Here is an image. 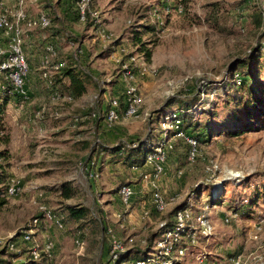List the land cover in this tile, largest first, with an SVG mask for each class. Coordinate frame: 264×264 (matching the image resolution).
I'll use <instances>...</instances> for the list:
<instances>
[{"label":"rangeland","instance_id":"1","mask_svg":"<svg viewBox=\"0 0 264 264\" xmlns=\"http://www.w3.org/2000/svg\"><path fill=\"white\" fill-rule=\"evenodd\" d=\"M51 1L55 11L51 10L49 15L58 28L62 24L56 6L60 0ZM41 2L45 10L47 1ZM74 2L77 4L78 0ZM88 2L91 11L98 13L99 22H90L84 27L69 25L78 33L73 37H78L83 45L82 53L68 59L74 49L64 47V42L59 44L66 66L76 69L87 92L77 97L73 90L66 92L67 86H64L52 90L49 87V92L42 93L46 90L43 86L37 93L43 101L46 96L50 110L59 114L83 115L93 110L101 116L107 102L117 97V93H123L127 86L135 87L141 99L139 117H121L113 124L110 129H120L102 140L106 146L101 151L133 142L137 143L136 147L142 144L155 147L160 142L163 150L168 143V148L173 145V150L167 157L165 170L153 180L144 179V175L150 174V167L139 173L132 171L119 156H108L112 169L102 170L99 180H91L86 170L87 163L92 161L86 159L90 152L79 154L73 143L78 133L70 128V122L64 137L60 136L55 143H50L49 134L35 127L33 135L26 138L27 147L33 151L19 148L16 151L13 115L23 113L26 103L9 106L3 132V137L4 134L10 137L8 146L1 143L0 137V151H8L9 164L1 160L0 164L8 177L19 183L20 191L0 201L3 203L0 204V237H19L31 225L37 207L43 205L56 217L40 221L32 242L26 246L40 249L51 244L48 264H116L115 259L111 261L110 242L127 243L130 238L134 239V246H125L126 251L132 248L131 259H153L159 264L162 257L155 232L160 224L171 222L172 211L178 208L187 209L196 218L204 215L212 225V232L204 238L198 228L193 231L194 242H187L181 258L174 259L175 264H264V0H190L185 4L167 0ZM141 27L143 34L139 40L144 44L135 46L133 35ZM58 31L63 33L62 29ZM36 45L27 50L31 56L37 49L43 52L36 75L47 84V78H58L63 71L54 74V70L44 65L43 43L36 42ZM53 45L57 44L53 42ZM260 47L263 53L256 62L249 52ZM120 49H124V56L119 55ZM144 50L149 51V56ZM129 56L134 59L135 72L134 79L127 81L121 66L129 67L130 63L124 62ZM118 58L122 64L114 61ZM33 62H39L35 56ZM254 63H257L256 70ZM246 64L251 66L249 70ZM42 71L51 75L45 77ZM61 94L73 95L72 104L62 101ZM255 99L257 104L251 103ZM185 111L192 115L183 128L201 139L198 157L192 162L188 161L184 140L178 139L184 137L178 133L177 138L173 137L170 131L173 130L169 123L171 114L183 115ZM60 121L65 122V118L56 122ZM208 127L213 128V137L205 140L202 134ZM39 165L45 166L43 170L34 168ZM163 177L165 182H171L172 188L157 186L156 182ZM141 182L151 186L152 193L159 191L166 200L168 205L163 214L152 210L151 201L148 207L138 211L148 198L144 196H151L150 191L143 190L138 197L134 192L128 207L119 203L118 187L136 186ZM97 183L99 191L92 192ZM65 191L70 197H65ZM210 197L219 202L213 204ZM69 207L86 208L88 215L81 221H73L67 213ZM196 218L191 221V227ZM146 237L149 247L143 251L140 248L145 247ZM26 249L19 241L16 256L2 254V250L0 255L13 261L24 256L26 261Z\"/></svg>","mask_w":264,"mask_h":264},{"label":"trees","instance_id":"2","mask_svg":"<svg viewBox=\"0 0 264 264\" xmlns=\"http://www.w3.org/2000/svg\"><path fill=\"white\" fill-rule=\"evenodd\" d=\"M167 1H174V2L179 3V4H181V3L185 4V3L189 2L190 0H167ZM88 9L91 10V8L89 7V2H88ZM4 11H5V9L3 7V1L0 0V16L4 13ZM44 13H46V15L49 17V20H50V26L47 29H45L44 31L50 32V36L51 37L57 38L56 39L57 42L54 41V43L58 45V46L57 45L55 46V48L57 49L58 53H57L56 59L54 60V64L58 63V62H62L64 64L62 68H60V69L56 70L55 72H53L54 74H57V73H60L61 71H63L62 75H59L58 78H54V79L52 77L47 78V80H46L47 81V85H48V87H51V90L55 89L56 87L62 88L64 86H67V87H64L66 92L68 90H73L75 96H77V97L79 95L81 96L83 93L87 92L86 91V86H84L83 83L80 81V79H79L80 77H79L78 73H76V71H75L76 69L68 68L66 66L67 65V61H66L65 56H63V54H62L63 50H62L61 47H59V44L61 46L63 44V42H64V45H65L64 47H68V48H71V49L73 48L74 49L73 54L70 55V57L68 59L79 57V54L82 53L83 45L78 42V39H77L78 37H73V36L67 37L66 35H63V33L59 32L58 29L59 30H61V29L59 27L58 28L55 27V21H53L51 19L49 13H47V12H44ZM27 16L29 17L28 14H27ZM77 20H79L78 19V8H77ZM90 22H94V21L91 20L89 14H87L86 15V21L84 23H80V24L83 25L82 27H84ZM138 29L139 30L136 31L138 33H134V35H133L132 42L134 43L135 46L136 45L143 46L144 43H142L140 41L141 40L140 38H141V36L143 34V31H142L143 29H142V27L138 28ZM26 33H28V32H26ZM26 33H24V35H23V45L22 46H23V52H24V55H25V58H26V61H27V56H26V53H25V50H24V38H25ZM0 36L2 37L3 44H6L7 38L3 37L2 31H0ZM51 44H53V42ZM260 49H261V47L257 48L253 52L252 51L249 52V55L253 54V57L255 58L256 62H257V59H259L260 55L263 53V52L260 51ZM124 52H125L124 49H120L119 50V55L120 56H124V54H122ZM144 52H145V54L147 56H149L148 55V52H149L148 50H144ZM43 57H45V46H44V55H43ZM131 58H132V56L127 57L124 62L125 63L129 62ZM27 64H28V62H27ZM132 64L133 63L129 64V68H131V70L134 73L135 70L133 69V65ZM245 66L248 68L247 70H249V68H251V66H249L247 64ZM254 69L255 70L257 69V63H254ZM45 72L47 73V71H42V73H45ZM235 72H237V70H235ZM47 75H51V73L48 72ZM25 84H26V80H25ZM2 85L4 86L3 89H1ZM240 85H241V83H240ZM24 89H25V85H24ZM25 92H26V90H25ZM253 92H254V88H253ZM117 94H118L117 97H114L109 102H107V106H106V108H104V112L102 113L101 116L97 115L98 113L94 112L93 110L92 111H88V113L85 112L83 115H76L73 118V120H72L74 125L75 124L76 125L80 124L81 122L84 123L86 121H92V122H96V123L100 122L107 129H110V127H112L113 124L117 123L121 117H125V113H126V109H127V105H128V97L126 95V88L123 91V93H121L122 95L121 94L119 95V93H117ZM250 94H252V89H250ZM67 95L70 96V97L73 96V95H70V94H67ZM61 96H63V95L61 94ZM26 97H27V99L25 100L18 93L14 92L10 81L5 80L4 75L0 73V137H1V140H2L1 143L4 146H8L9 140H10V137H9L8 134H4V137H3L4 127H5V125H4L5 124V117H6V115H8V108L11 105H18V104H21V103H24V102L26 103L27 100H28L27 93H26ZM113 101H116V103H117V106L115 107V111H116V114H117L118 118H117V120H115V121L110 123V122L107 121V116H108L109 110L112 108V102ZM251 103L257 104V100L255 99V100L251 101ZM66 104H72V103L71 102H66ZM249 104H250V102H249ZM246 108H247V110H249V106H247ZM38 111L42 112L40 116H36V113ZM55 113L56 112H54L53 110H50V108L48 107V104H43V107L40 106L38 109H36L32 113V118H33V120L35 122H39V123H43V122H45L48 119H50V120H58V119H60L58 117L59 113L58 114L56 113V115H55ZM182 114L183 115H181L178 112H175V113L171 114L172 116H174V118H172L169 123H171V125H172L174 123V121L177 120V121H179L180 125H179V130L178 131H173V130H170V131L173 132V135H174L173 137L177 138V133L178 132H182L185 135V137L193 138L197 142V145H198L197 146V153H196L194 159L192 160V161H194V160H196V158L198 157V154H199V146H200L201 139L199 138V135L197 137L196 135H190V134L186 133L185 129L183 128V124L186 122V120L188 118H191L190 116L192 114L189 113L188 111L182 112ZM247 117H248V115H247ZM131 119H135V118H131ZM241 128H242V126H241ZM244 130H247V129H244ZM202 137H205V140L206 139L207 140L211 139L213 137V128L212 127H208L206 129H204V133L202 134ZM178 139L184 140L185 145L188 147V161L192 162L191 160H189V153H190V150H191L189 144L186 142L185 138L181 139L179 137ZM136 144H137L136 142H133L131 144L130 143L118 144L117 147H115V148L111 147L112 150H104L102 152L101 151L102 146H106V145L102 142L101 139H97V143L94 144L91 154H93L96 151H98L99 154L105 153V154L113 155L114 157L115 156H119V158L122 159V161H123V163L125 165L130 166L132 171H133L132 167H137L138 170L139 169L142 170V169H144V167L147 166L146 165V157H147V155L151 152V150H155V148L160 145V142H157L155 147H153L151 145H148V144H147V146H146V144H144V145L142 144V145L136 147ZM168 145H169L168 143L165 145L166 160H165V163H164V167H165V164L167 163V157L169 156V153L173 150V145H170L169 146L170 148H168ZM107 146H109V145H107ZM110 146H109V148H110ZM0 160L1 161H5L6 165L9 164L8 163L9 153H8V151L6 149L0 151ZM91 165H92V167H91ZM2 166H3V164H0V201L5 200L8 197H11V196L7 195V191L6 190H7V187L10 185V181H11L12 178L10 176L8 177V175L6 174V172H5V170H4V168ZM86 170H87L88 175L92 176V178L90 177L91 180H95V179L99 178L100 175H101V171L99 169V166L97 165V162L96 163H92V164L87 163ZM164 170H165V168H164ZM97 180H99V179H97ZM68 182H71V180H68ZM65 184H68V183H65ZM74 184L75 183H73V186H74ZM125 186L132 187V185H125ZM120 188H121V186L116 189V196L118 197L119 203L122 205V203L120 201L119 194H118V191H119ZM198 190L199 189H197L196 191H198ZM133 191L135 192V190H133ZM67 192L68 191H65L64 194H67ZM151 193H152V191H151ZM60 194H62V193H60ZM152 195H153V193L151 194V196ZM151 196H149V197L151 198ZM12 197H14V196H12ZM65 197L68 198V197H70V195L67 194V195H65ZM134 197H135V195L133 196V198ZM149 197L147 199H149V202L150 201L152 202V199H150ZM147 199L145 201H147ZM210 199L212 200L213 204H216L217 202H219V201H217L218 199L211 198V197H210ZM0 204H3V203L0 202ZM130 205H131V203H130ZM150 205L152 207V210L154 212H156L157 214H163L165 212V210H166V209H164L163 211L158 212V211L155 210L153 202ZM37 209H38V207H37ZM185 210H187V209H180L179 210L178 208H176V209H174L172 211V215H171V219H170L171 222L167 223V221H166L165 223H163V226L160 227L155 232L156 241H158L165 232H169V231L173 230V228L175 227V224H176L175 218L177 216V213L180 212V211H185ZM48 211L51 213L53 219H55L56 215L53 214L50 210H48ZM67 213H68V216H69V218L71 220L78 222V221H81V220L85 219V217L88 215V210L86 208H83V207H79V208L69 207V208H67ZM190 217L191 218L186 222V225H187L188 228L193 223L194 218H196V216H192L191 213H190ZM35 218H38L40 221L46 220L44 215H43V213H40L39 209L37 211V215L33 219H35ZM191 221H192V223H191ZM58 223L61 225L62 224L61 220ZM186 231H189V229H187ZM186 235H187V232L184 233V235L181 238L180 242L176 244V247H174V249L182 248L184 251L186 250L188 243H190V240L189 241L187 240L188 238L186 237ZM201 237H203V236H201ZM204 238H206V237H204ZM111 242H110V251H111ZM144 242H145V247L144 248H140L143 251L146 250L149 247V242L150 241L146 237L144 239ZM184 242H186V243H184ZM20 243H22V242H20ZM134 244L135 243H132L130 245V247L134 246ZM23 245H25V247L27 248L26 250L28 252V257H27V260H26L25 264H48V257L45 255L44 252H41L40 253V257L37 260H34L31 257V255L29 254V248L30 247L26 246L27 244H24V243H23ZM131 249L132 248H130L129 250H127L124 253L119 254L118 258L116 260V264H122V263H124V264H135L137 261H144V258H137L136 257L135 259H131L132 256L134 255L133 252L131 251ZM0 250H2L1 251L2 254L5 253V255L16 256V255H14V253L8 252V250H7V248L5 246L4 247H0ZM110 255H111V252H110ZM176 255L177 254H175L174 256H176ZM179 258H181V256L178 257V259ZM112 260L113 259L111 258V261ZM175 262H174V264H175ZM160 263L162 264V261ZM0 264H12V262L10 260H8V259H5V260L1 259L0 260ZM155 264H157V262Z\"/></svg>","mask_w":264,"mask_h":264},{"label":"built area","instance_id":"3","mask_svg":"<svg viewBox=\"0 0 264 264\" xmlns=\"http://www.w3.org/2000/svg\"><path fill=\"white\" fill-rule=\"evenodd\" d=\"M78 8V19L80 23L86 21V15L89 14L91 20L94 23L99 22V16L96 11H91L88 9V0H79L77 3ZM50 26L49 17L44 12L38 13L34 18H29L25 9V0H15V8L12 10H5L4 13L0 16V31H2L3 37L7 38L6 44H3L2 37L0 36V73L4 75L5 80L10 81L13 91L22 96L25 100L26 92L24 89L25 80L28 75V64L23 52V35L26 32H32L35 30H45ZM106 39L109 38L108 35H105ZM57 49L53 44H46L45 46V57L44 65H48L52 70L56 71L63 67L62 62H58L51 65V62L54 61L57 57ZM117 63H121L118 59L114 60ZM129 63H134V59L131 58ZM123 69V75L127 81L134 79V73L127 66L123 64L121 66ZM46 77L47 73H43ZM4 86H1L3 89ZM126 95L128 97V105L125 113L126 118H138L139 117V107L141 99L137 94L135 87L127 86ZM62 101L70 102L72 98L70 96H63ZM117 106L116 101L112 102V108L108 112L107 121L113 122L117 120L118 116L115 111ZM41 111L36 113V116L41 115ZM171 118H174L172 116ZM179 121L175 120L171 125L172 129L175 131L179 130ZM179 136L185 138L186 142L189 144L191 150L189 153V160H193L197 153V142L193 138L185 137L182 132H178ZM160 146V145H159ZM157 146L153 153L148 154L146 157V165L151 168V173L149 175H144V179L157 178L162 174L164 170V163L166 160V153L162 147ZM133 170H138L137 167H132ZM92 177V176H90ZM19 183L14 179H11L10 185L7 187L8 196H16L20 191ZM120 201L122 205L128 207L131 203V200L134 196V191L130 186H122L118 191ZM152 202L154 204L155 210L160 212L167 207L166 200L161 196L160 192L155 190L152 195ZM38 209L40 213H43L46 220H52L51 213L43 206L39 205ZM188 210L180 211L177 213L175 218L176 224L173 230L165 232L161 238L158 240L159 256L162 257V264H174V259L182 256L184 250L182 248H176V244L180 242L184 233L187 232L186 237L193 243L195 233L193 231L199 229L200 234L203 237H207L212 232V225L209 223V220L205 218L204 215H200L195 219V225L193 227L186 225V222L191 218ZM40 220L35 218L32 220L31 225L25 229L19 237L11 236L9 238L0 237V247H6L8 252L18 253V243L19 241L24 244H30L32 242V235L34 230L39 225ZM163 224H161V227ZM189 229V231H186ZM19 240V241H18ZM134 242L133 238L128 239L127 243L120 240H113L111 242V255L112 259L117 260L118 255L126 251L125 245H131ZM76 244L80 246L79 241H76ZM51 244H45L40 249L38 247L32 246L29 249V254L34 260H37L40 257V253L44 252L47 257H50ZM173 254H177L173 258ZM159 257V258H160ZM156 262L153 259H148L144 261H137L135 264H155ZM238 264V263H236Z\"/></svg>","mask_w":264,"mask_h":264},{"label":"crops","instance_id":"4","mask_svg":"<svg viewBox=\"0 0 264 264\" xmlns=\"http://www.w3.org/2000/svg\"><path fill=\"white\" fill-rule=\"evenodd\" d=\"M47 1V7L45 8V10L43 9V3L41 2V0H25V9L27 11V14L29 15L30 18H34L38 15V13L40 12H47L50 13L51 10H54V6L51 0H46ZM15 4V0H5L3 2V7L4 9H13ZM57 6V10L60 13V17H61V25H59V28L63 30V33L67 36H76L78 33H75V29H72V26L69 27V25H76L82 27L83 25L80 24L79 20H77V4L74 2V0H60V2L56 5ZM48 31H44V30H35L32 32H28L26 33L27 36H25L24 38V50L27 56V62H28V75L26 78V84H25V90L26 93L28 95V100L24 106L23 113H14L15 116L13 115V119L16 122V129L14 132V141H13V145L15 146L16 151L20 150H26V151H33L32 149L27 147V142H26V138L29 137V135H33V133L36 131L35 127H39L38 130H40L41 132H45L46 134H49L51 137H49V141L50 143H55L57 139H59L60 136L64 135V131L65 130H69L67 128H65L68 123L70 122V128H72L74 131H77L78 134H75L74 138V144H76V148L80 150L79 154H83L87 152L89 154H87V158L86 159L88 161H90L92 159V161H90V164L92 163H96L97 165L100 167L101 170V175H102V170H106V171H110L112 169V163L108 160V156L109 158H112L113 155L110 154H105V153H101L99 154L98 151H96L95 153H93L91 155L95 140H97V137H101L98 139L101 140H106V136H113V133L117 131V129L120 127H114L111 129H107L102 123L100 122H92V121H86L84 123H80V124H75L73 123V118L76 115L71 114L70 112L65 113L62 112L58 115V117L61 120L62 118H65V122H56L57 120H46L43 123H39V122H35L32 118V113L34 112V110L38 109L41 105L43 104H47V98L46 96H44L45 100L43 101V97L37 93V91L39 90V88L41 87H45L46 90H43L42 93H47L49 92L48 89V85L46 84V82L43 81V79H38L36 72L37 69L40 70V63L42 60V54L43 52H41L39 49L36 50L35 54H33V56L30 55L29 51L27 50V48H33V47H37L36 42H42L43 43V47L50 41L54 42L56 41L57 38L55 37H51L49 35L48 37ZM29 39H31L30 42H32V45H27ZM57 42V41H56ZM34 56L38 59V63L33 62V58ZM29 57V58H28ZM38 82H42V84L38 85ZM48 88V89H47ZM50 90V89H49ZM37 93V94H36ZM72 108V107H70ZM69 108V110H70ZM65 109V108H64ZM55 110H58L55 108ZM57 114L59 113L58 111H55ZM55 113V115H56ZM68 114V115H66ZM38 124V125H37ZM62 129L61 131H58L59 129ZM33 129V130H32ZM71 129V130H72ZM57 130V132H56ZM59 132V133H58ZM12 136V137H13ZM11 137V138H12ZM64 137V136H62ZM92 139H94V143L93 141L91 143H86L87 141H91ZM19 148V149H18ZM46 151V150H44ZM91 155V156H89ZM81 156V155H80ZM43 165H39L37 167H34L35 169L39 170H43ZM147 167V166H146ZM144 167V169L146 168ZM103 168V169H102ZM143 169V170H144ZM139 171L141 172V169H139L137 172L139 173ZM29 178V177H28ZM143 182H141L138 185H132V187L135 189V193L136 196H140V194L142 195L143 190L145 191H150L151 190V186L146 187L144 184H142ZM170 183V184H169ZM149 184V183H148ZM158 187L164 188V189H170L171 187V182L164 181V177L162 178V180L157 181L156 182ZM115 183H113V186L111 187L113 189ZM96 186V187H95ZM156 186V185H154ZM153 186V187H154ZM110 187V185H109ZM110 188V190H112ZM150 188V189H149ZM94 189L98 192L99 191V187H98V183L94 185L92 192L94 191ZM109 190V191H110ZM95 191V192H96ZM151 192V191H150ZM111 195H108V197H110ZM144 197H149V195L144 196ZM140 198V197H139ZM142 205L139 206L138 211L143 209V207H148L149 205V199H147V201L142 202ZM136 213V211H133V214ZM136 215V214H135ZM131 218V217H130ZM135 226V225H133ZM1 259H5L4 256L0 255ZM0 259V260H1ZM10 261L12 262V264H20V262L26 263V261H24V256H20L16 259H14V261L12 259H10ZM22 264V263H21Z\"/></svg>","mask_w":264,"mask_h":264}]
</instances>
